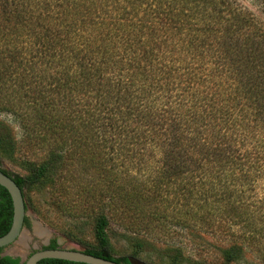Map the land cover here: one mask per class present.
Here are the masks:
<instances>
[{
    "label": "trees",
    "instance_id": "1",
    "mask_svg": "<svg viewBox=\"0 0 264 264\" xmlns=\"http://www.w3.org/2000/svg\"><path fill=\"white\" fill-rule=\"evenodd\" d=\"M2 114L21 137L0 118V168L26 209L25 190L77 166L102 182L88 191L104 206L132 211L136 230L225 233L221 264L247 253L264 262V23L236 0H0ZM20 144L46 156L11 175L2 166ZM0 189L2 235L13 208ZM108 226L104 209L96 245L82 251L130 264L113 255ZM168 250L171 264L185 258L179 245Z\"/></svg>",
    "mask_w": 264,
    "mask_h": 264
},
{
    "label": "rangeland",
    "instance_id": "2",
    "mask_svg": "<svg viewBox=\"0 0 264 264\" xmlns=\"http://www.w3.org/2000/svg\"><path fill=\"white\" fill-rule=\"evenodd\" d=\"M240 5L252 11L264 23V7L261 0H236ZM0 118L9 125L13 134L21 137V130L9 115L2 114ZM47 149L19 145L14 154V160H5L3 168L11 175H26L27 163H38L46 156ZM79 173V174H78ZM99 181V180H98ZM93 175L80 171L76 166L71 175L61 176L52 187L35 186L25 190L28 224L24 225L20 238L6 247V253L19 256L23 262L33 251L42 248L49 239H55L62 248H84L96 245L94 237L95 217L105 209L109 215L108 233L112 244V253L116 257L132 256L137 248V241L143 242L137 253V258L148 264H171L168 256V246L183 247L185 258L177 264H221L218 246L227 241L225 233H203L200 238L190 239L181 234H162L155 224L143 226L140 230L133 227L138 220L131 215L132 211L119 204L111 203L104 206L108 198L100 197L96 189L88 191L89 185L101 186ZM131 215V216H129ZM138 227V226H137ZM235 232L240 228L232 226ZM38 230L43 236L38 234ZM142 239V240H140ZM231 264H264L252 253H247L240 261Z\"/></svg>",
    "mask_w": 264,
    "mask_h": 264
},
{
    "label": "water",
    "instance_id": "3",
    "mask_svg": "<svg viewBox=\"0 0 264 264\" xmlns=\"http://www.w3.org/2000/svg\"><path fill=\"white\" fill-rule=\"evenodd\" d=\"M0 185L3 186L9 193L12 201V222L7 232L0 235V247H7L16 242L22 235L24 229V220L27 216L25 200L20 186L15 182L12 176L5 173L0 168ZM6 255L15 256L11 253ZM62 259L73 262H82L87 264H122L109 260L106 258L94 256L75 248H40L30 253L23 264H37L42 259ZM130 264H142V262L135 257H129Z\"/></svg>",
    "mask_w": 264,
    "mask_h": 264
},
{
    "label": "flooded vegetation",
    "instance_id": "4",
    "mask_svg": "<svg viewBox=\"0 0 264 264\" xmlns=\"http://www.w3.org/2000/svg\"><path fill=\"white\" fill-rule=\"evenodd\" d=\"M2 191H1V189H0V193H1ZM5 228V222L4 221H2L1 219H0V232L3 230ZM52 240V238H50L49 239V241H48V243L47 244H45L44 246H46V245H48L49 243H50V241ZM43 246V247H44ZM57 246H58V244H57ZM42 247V248H43ZM59 247V246H58ZM6 256V246L5 247H0V258H3V257H5ZM12 257H19V256H12ZM130 256H128V258H129ZM131 257H133V256H131ZM20 258V257H19ZM135 258H137V257H135ZM139 259V258H138ZM129 260V259H128ZM141 262H142V264H148V263H145L143 260H141V259H139ZM5 264V263H4ZM20 264H23L22 263V261H21V258H20Z\"/></svg>",
    "mask_w": 264,
    "mask_h": 264
},
{
    "label": "bare ground",
    "instance_id": "5",
    "mask_svg": "<svg viewBox=\"0 0 264 264\" xmlns=\"http://www.w3.org/2000/svg\"><path fill=\"white\" fill-rule=\"evenodd\" d=\"M38 234H39L40 236H41V235L43 236V234L40 232V230H38Z\"/></svg>",
    "mask_w": 264,
    "mask_h": 264
}]
</instances>
